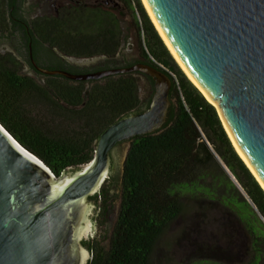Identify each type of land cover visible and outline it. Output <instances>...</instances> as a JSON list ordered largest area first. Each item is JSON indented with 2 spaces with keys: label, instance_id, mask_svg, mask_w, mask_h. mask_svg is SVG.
<instances>
[{
  "label": "trees",
  "instance_id": "1",
  "mask_svg": "<svg viewBox=\"0 0 264 264\" xmlns=\"http://www.w3.org/2000/svg\"><path fill=\"white\" fill-rule=\"evenodd\" d=\"M134 8L141 46L139 57L128 63L117 59L121 32L112 12L84 4L63 8L53 42L55 19L43 21V39L61 53L101 57L94 70L144 62L172 80L166 123L153 133L117 143H128L118 170V217L106 244L96 235L83 242L92 254L87 264H152L155 246L182 213L184 200L201 209L203 216L210 218L211 209L221 208L232 217L226 249L217 254L219 258H197L188 264H264L263 188L235 150L216 108L175 61L140 0H136ZM55 68L73 73L89 71L62 59ZM136 73L141 74L120 73L77 81L76 85L65 76H49L41 86L12 70L4 72L0 77V123L59 176L91 160L94 140L109 125L149 105L153 79L142 74L151 87L150 95L141 104ZM85 83L91 85L85 87ZM36 107L45 111L33 110ZM108 181L109 177L93 197L97 201L108 196ZM100 209L98 203L97 211ZM255 219L263 225V240L261 230L252 223Z\"/></svg>",
  "mask_w": 264,
  "mask_h": 264
},
{
  "label": "water",
  "instance_id": "2",
  "mask_svg": "<svg viewBox=\"0 0 264 264\" xmlns=\"http://www.w3.org/2000/svg\"><path fill=\"white\" fill-rule=\"evenodd\" d=\"M145 1L264 184V0ZM42 71L75 81L139 72L154 82L145 109L109 125L94 140L91 160L59 176L0 123V264H87L92 254L83 242L96 235L99 203L93 197L109 177L113 149L166 123L172 80L144 62L85 73Z\"/></svg>",
  "mask_w": 264,
  "mask_h": 264
},
{
  "label": "rangeland",
  "instance_id": "3",
  "mask_svg": "<svg viewBox=\"0 0 264 264\" xmlns=\"http://www.w3.org/2000/svg\"><path fill=\"white\" fill-rule=\"evenodd\" d=\"M81 1L84 2V5L87 7L100 8L112 12L118 18L121 32V42L117 54L118 60L130 61L139 57L141 39L138 33V15L134 8L136 0ZM140 1L148 14L143 0ZM28 6L34 7V1H30ZM148 16L152 21L149 14ZM60 55L68 64L82 69L95 68L101 60V57L98 56L83 58L66 55L61 52ZM134 76L137 81V97L142 104L150 95L149 80L142 74L136 73ZM70 83L76 85L77 81L71 80ZM41 84L45 85V82ZM90 85L91 83L84 84L85 87H89ZM34 109L40 110L39 112L45 111L43 107H36L33 108V110ZM44 117L47 116L45 115ZM46 120H48V118H45V121ZM127 148L128 143L124 142L118 144L113 149V163L109 174V181L106 183L109 194L106 198L99 200L101 209L97 211L95 216L94 231L103 245L110 240L118 217L121 181L118 170L121 168L124 153L127 151ZM241 192L247 198V195L242 189ZM104 206L106 207L105 211H103ZM211 210L213 215L211 213L210 218L208 216H203V211L201 209L184 200L182 213L169 224L164 234L158 240L152 254V264H188L189 261L197 258L213 260L217 259V257L219 258L217 254L226 249V237L229 234L228 229L232 217L229 215L228 211L221 208ZM259 219L263 222L260 216ZM253 220L254 218L249 219V221ZM252 223L256 229L261 230L260 237L261 240H263V225L256 219L255 223ZM201 264L207 263L202 262Z\"/></svg>",
  "mask_w": 264,
  "mask_h": 264
},
{
  "label": "flooded vegetation",
  "instance_id": "4",
  "mask_svg": "<svg viewBox=\"0 0 264 264\" xmlns=\"http://www.w3.org/2000/svg\"><path fill=\"white\" fill-rule=\"evenodd\" d=\"M30 1H34V7L28 6ZM83 4L81 0H0V77L12 70L43 86L41 83L46 82L49 76H57L42 71L56 69L59 60H63L59 49L43 39V21L55 19L53 42L57 39L59 16L63 8ZM88 70L96 71L93 68Z\"/></svg>",
  "mask_w": 264,
  "mask_h": 264
},
{
  "label": "bare ground",
  "instance_id": "5",
  "mask_svg": "<svg viewBox=\"0 0 264 264\" xmlns=\"http://www.w3.org/2000/svg\"><path fill=\"white\" fill-rule=\"evenodd\" d=\"M144 5L148 11V14L150 15L154 26L156 28V30L158 31L160 37L163 39L164 43L166 44L167 48L169 49V51L171 52V54L173 55V57L176 59V61L178 62V64L180 65L181 69L184 71V73L187 75V77L192 81V83L196 86L199 87V85L197 84L196 80L193 78V76L189 73V71L186 69V67L184 66V64L181 62V60L178 58L177 54L175 53V51L173 50V48L171 47V45L169 44L167 38L165 37V35L163 34L162 30L160 29L159 25L157 24L155 18L153 17V14L147 4V2L145 0H143ZM200 88V87H199ZM232 140V139H230ZM233 146L235 148V150L237 151V153L239 154V156L242 158V160L245 162V164L249 167V169L253 172V174L255 175L257 181L259 182L260 186L263 188L264 190V184L262 183V181L259 179V177L257 176V174L253 171L252 167L250 166L249 162L247 161V159L245 158L244 154L240 151V149L237 147V145L234 143V141H232Z\"/></svg>",
  "mask_w": 264,
  "mask_h": 264
}]
</instances>
